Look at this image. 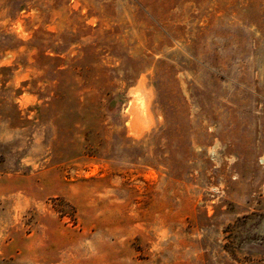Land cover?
<instances>
[{
  "label": "rangeland",
  "instance_id": "rangeland-1",
  "mask_svg": "<svg viewBox=\"0 0 264 264\" xmlns=\"http://www.w3.org/2000/svg\"><path fill=\"white\" fill-rule=\"evenodd\" d=\"M263 157L264 0H0V264H264Z\"/></svg>",
  "mask_w": 264,
  "mask_h": 264
},
{
  "label": "bare ground",
  "instance_id": "bare-ground-1",
  "mask_svg": "<svg viewBox=\"0 0 264 264\" xmlns=\"http://www.w3.org/2000/svg\"><path fill=\"white\" fill-rule=\"evenodd\" d=\"M138 99V98H137ZM264 158V157H263Z\"/></svg>",
  "mask_w": 264,
  "mask_h": 264
}]
</instances>
